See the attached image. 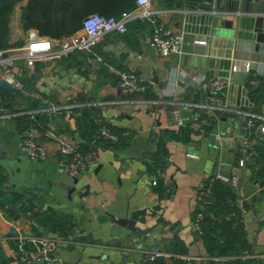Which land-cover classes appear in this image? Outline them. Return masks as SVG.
I'll return each mask as SVG.
<instances>
[{
    "label": "crops",
    "instance_id": "1",
    "mask_svg": "<svg viewBox=\"0 0 264 264\" xmlns=\"http://www.w3.org/2000/svg\"><path fill=\"white\" fill-rule=\"evenodd\" d=\"M184 1L152 0L146 7L136 6L123 16L126 32L106 33L94 52L76 51L62 60L38 61L33 67L19 59L15 68L19 83L0 80L13 86L17 96L11 104L0 100V175L4 179L0 191L23 194L24 203L18 198L15 202L31 207L13 218L10 214L14 212L8 213L0 205V264H41L20 260L15 236L58 235L51 225L34 222V217L52 214L70 217L75 225L55 246L54 260L45 264H141L154 245L170 254L164 257L169 263L179 259V264H225L226 257L210 255L193 221L199 209V185L211 176L231 178L234 174L240 175L237 204L247 238L253 256L264 264V184L257 177L251 178L252 168L260 167L262 161L240 166V160L246 158L242 144L244 116L233 110L218 111V121L211 130L194 133L190 141L167 134L184 126L177 124L174 110L180 109L185 124L192 120L194 103L201 102L204 92L199 78L230 75L236 59L249 60L254 70L264 73V42L257 59H252L257 42L250 27L234 45L228 46L220 37L215 55L209 51L194 53L195 41L211 39L214 33L201 35L204 25L185 19L180 12ZM26 3H17L11 15L10 42L22 43L10 48H21L30 36L31 28L22 24ZM153 19L186 32L183 54L165 57L153 48ZM95 53L112 66L141 76L149 83V90L130 92L120 88L117 74L97 62ZM246 82L244 77L240 92L234 76L225 92L231 106L242 111H264V95L258 103L252 101ZM172 88L176 94L166 95ZM20 94L39 98L47 106L24 110L26 104ZM51 107L56 108L52 117L46 111ZM39 111L48 116L46 124H31L22 133L18 116L27 113L34 118ZM92 119L93 126L89 125ZM100 123L120 129L121 139L101 140L99 161L79 177L62 171L57 163L60 142L89 145ZM25 133L44 145L46 159L33 160L21 149ZM158 181L165 188L162 195L156 190ZM140 189L143 195L137 196ZM4 199L0 193V202ZM244 199L248 206L242 204ZM108 211L116 217L131 212L146 234L141 238L130 235L127 227L112 221ZM13 229L15 234L11 235Z\"/></svg>",
    "mask_w": 264,
    "mask_h": 264
},
{
    "label": "built area",
    "instance_id": "2",
    "mask_svg": "<svg viewBox=\"0 0 264 264\" xmlns=\"http://www.w3.org/2000/svg\"><path fill=\"white\" fill-rule=\"evenodd\" d=\"M152 0H136L138 8L148 6ZM35 38L29 36L26 44L21 48L0 49V80L13 85L19 83L16 62L24 59L28 67H33L36 62L58 61L69 56L76 51L94 52V48L100 39L109 32L125 33L127 30L124 17L116 18L114 16H105L100 13H92L85 17L82 28L70 35L62 38H54L48 35H42L38 30ZM186 32L176 30L172 27L153 19V28L150 36L151 45L162 56L170 57L181 55L185 52ZM95 59L99 63H104L111 71L118 76V85L120 88L130 92H146L149 90V83L138 74L116 68L108 63L102 55L95 53ZM241 71L250 87L264 85V73L254 70L249 60H234L231 73L224 77H215L205 80L199 78L202 89L206 97L201 102L194 103L195 111L192 120L187 123L197 131L203 133L205 127L210 124L204 113L214 115L218 111H238L245 118L244 133L242 135V144L246 152V158L240 160V166L244 167L248 161L255 163L258 155V148L264 143V111L237 110L234 109L228 98L225 96L226 90L234 81V73ZM166 90L165 94L173 96L176 89ZM55 107L47 108L46 111L50 117L53 116ZM175 119L178 125L185 124L180 114V109L174 110ZM101 140L118 141L119 134L116 133L105 123H100L98 131L85 149L80 142L62 140L59 146L57 163L62 171L67 172L72 177H79L89 167L99 161ZM21 149L33 160H44L48 153L44 145L34 139L30 134L25 133L21 141ZM225 182H231V185L237 187L240 182V175L234 174L231 178L223 175L217 176ZM156 181L154 180V184ZM211 188L203 181L197 190L198 212L194 218L193 225L195 230L201 234V222L206 215V208L211 204ZM63 237L60 235H45L37 238H30L24 234H17L16 248L19 258L22 262H38L41 264L51 263L53 250ZM170 256L160 246L154 245L146 252L141 264H152L159 257Z\"/></svg>",
    "mask_w": 264,
    "mask_h": 264
},
{
    "label": "trees",
    "instance_id": "3",
    "mask_svg": "<svg viewBox=\"0 0 264 264\" xmlns=\"http://www.w3.org/2000/svg\"><path fill=\"white\" fill-rule=\"evenodd\" d=\"M21 1L23 0H0V49L19 46L22 43L16 42L12 44L10 42L11 15L16 4ZM136 6V0H27V3L22 7V24L24 28H34L42 35L62 38L80 30L83 20L89 14L100 13L105 16L121 18L126 13L131 12ZM26 82L28 85L30 84L29 79ZM246 85H248L247 82ZM249 88L252 101L258 103L260 101L258 98L264 95V85L249 86ZM20 95L21 102L26 104L24 110L42 109L47 106L39 98L24 94ZM16 98L13 86L0 82V100L3 103L8 102L7 104H11L13 101H17ZM203 117L210 122L205 127L207 133L211 130L213 124L218 121V116L204 113ZM47 119L48 116L43 111L36 112L34 118L30 114L25 113L18 116V127L23 133L31 124L35 125V127L46 124ZM89 125H94L93 119ZM112 130L119 134L120 140L122 131L113 127ZM194 133L197 134L198 132L190 124H187L182 126L178 132L168 131L167 134L183 141H190ZM83 147L86 149L88 144ZM261 161L260 167L252 168L251 178L257 177L264 184V147L258 148L255 163H260ZM0 181H4L1 175ZM206 182L212 191L211 204L206 208V215L201 222L202 233L200 235L210 255L213 257H226L225 264H262L260 259L253 256L252 245L244 228V217L237 204L238 193L236 187L215 176H211ZM156 190L160 195L165 191L159 181L156 185ZM0 193L5 197L4 200H1L0 205L8 213L14 212L13 215L10 214L13 218L18 217L20 210L27 211L31 208L15 202L18 198L23 200L24 203L23 194L21 193L16 191L6 193L4 190L0 191ZM262 194L264 195V188ZM34 220L37 223L43 222L51 225L54 233L63 237L68 236L75 225L70 217H62L55 214L46 217H34ZM14 234L15 230L13 229L11 235ZM179 263V259L169 263L164 257H159L152 262V264Z\"/></svg>",
    "mask_w": 264,
    "mask_h": 264
},
{
    "label": "water",
    "instance_id": "4",
    "mask_svg": "<svg viewBox=\"0 0 264 264\" xmlns=\"http://www.w3.org/2000/svg\"><path fill=\"white\" fill-rule=\"evenodd\" d=\"M180 12L184 14L185 19L204 25L201 35L206 36L214 33V37L211 39L196 40L193 45L194 53L203 55L209 51L210 55H215L220 37H224L226 44L231 46V44L234 45L235 39L244 38L245 32L251 27L257 42L252 59H257L260 45L264 42V0H185ZM36 34L35 30H30L31 38H35ZM135 53L138 52L135 51ZM185 57L188 60V56ZM154 71L156 72V70ZM234 75L240 84L239 91L241 92L244 74L241 71H236ZM153 80L158 82L156 77ZM204 95L205 92H201V101L204 100ZM261 183L259 182V187ZM140 195H143L142 189L138 191L137 196ZM262 197L264 198L263 194ZM242 204L248 206V201L244 199ZM108 215L111 216L115 224L127 227L130 230V235L141 238L147 232L137 225L131 212L116 217L113 212L108 211Z\"/></svg>",
    "mask_w": 264,
    "mask_h": 264
}]
</instances>
